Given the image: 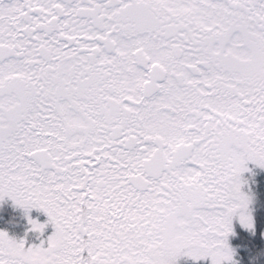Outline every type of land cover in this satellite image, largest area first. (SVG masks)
Returning <instances> with one entry per match:
<instances>
[{"label":"snow or ice","instance_id":"snow-or-ice-1","mask_svg":"<svg viewBox=\"0 0 264 264\" xmlns=\"http://www.w3.org/2000/svg\"><path fill=\"white\" fill-rule=\"evenodd\" d=\"M248 161L264 0H0V200L54 228L27 248L0 231V264H237L234 225L264 240Z\"/></svg>","mask_w":264,"mask_h":264},{"label":"trees","instance_id":"trees-1","mask_svg":"<svg viewBox=\"0 0 264 264\" xmlns=\"http://www.w3.org/2000/svg\"><path fill=\"white\" fill-rule=\"evenodd\" d=\"M251 170L247 173V176L243 177V187L242 192L251 197L252 202L250 207L252 209V214L255 217L264 215V169L255 168L252 164L249 165ZM27 210L20 208L13 204L11 200H6L3 198L0 200V214H27ZM32 214H36L35 211H32ZM9 219V218H8ZM36 222L45 224L44 229L42 230V237L45 239L47 234L50 236L54 228L51 223L47 222L45 217L41 216L34 219ZM30 227V224L23 225ZM10 227H20L19 225L10 224ZM234 231L237 233L236 236H232L231 244L234 247V256L233 259L237 264H264V251H261L264 248V240L259 241V246L253 251H248L244 247L239 246L240 240L239 235L242 233V230L238 225H234ZM244 235H247L244 233ZM252 239H255L253 237ZM258 257V258H257ZM177 264H207L206 262H192L189 259H180L177 261Z\"/></svg>","mask_w":264,"mask_h":264},{"label":"flooded vegetation","instance_id":"flooded-vegetation-1","mask_svg":"<svg viewBox=\"0 0 264 264\" xmlns=\"http://www.w3.org/2000/svg\"><path fill=\"white\" fill-rule=\"evenodd\" d=\"M5 199L10 200L7 197H5ZM29 210L30 211L34 210L36 214H0V231L6 232L10 238L15 239L16 241L23 240L26 248L31 246L41 245V242L43 240H47V238L49 237V235L47 234V237L44 239L42 237V231L41 232L32 231L31 226L30 227L23 226L28 223L27 221H19V222L16 221V224L19 223L20 227H10L6 225L9 224L8 218L11 217H15V218L21 217V218L34 220L42 216V214H40L42 210L38 209V211L40 212H37V208H30Z\"/></svg>","mask_w":264,"mask_h":264},{"label":"rangeland","instance_id":"rangeland-1","mask_svg":"<svg viewBox=\"0 0 264 264\" xmlns=\"http://www.w3.org/2000/svg\"><path fill=\"white\" fill-rule=\"evenodd\" d=\"M250 164H252L253 166H255V168H258V169H261L259 166H257V165H255L253 162H251V161H249V163L248 162H246V164H245V168H246V171H244V172H242L241 173V180H242V184H241V189H242V187H243V177H245V176H247V173H249L250 172V170H251V168H250ZM251 200H252V195H251ZM33 211V210H32ZM32 211H30L29 209H27V214H32ZM37 212H40V211H38V209H37ZM40 214H42V216L43 217H45V219H47V221H48V217L46 216V214L43 212V211H41L40 212ZM28 220L29 219H27V218H15V217H11V218H9V221H8V223L9 224H6V222H5V224L6 225H8V226H10V224L12 225V224H14V225H16V221L17 222H19V221H27L28 222ZM17 225H19V223H17ZM231 239H232V235H230L229 237H228V244H229V246L232 248V249H234V247L232 246V244H231ZM43 242H44V244H46L47 243V240H43ZM180 259H189V260H191L192 262H199V261H202V262H206L207 264H210V261L208 260V258H202V259H200V260H196V261H194V260H192L191 258H189V257H185V256H181L178 260H180ZM177 260V261H178Z\"/></svg>","mask_w":264,"mask_h":264}]
</instances>
